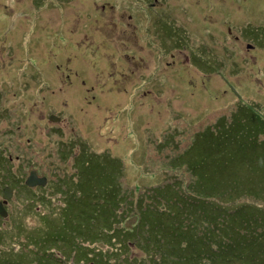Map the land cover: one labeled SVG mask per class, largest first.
<instances>
[{
    "label": "rangeland",
    "instance_id": "374dc122",
    "mask_svg": "<svg viewBox=\"0 0 264 264\" xmlns=\"http://www.w3.org/2000/svg\"><path fill=\"white\" fill-rule=\"evenodd\" d=\"M159 25L172 32L167 42ZM9 43L20 86L8 74L15 95L0 100L1 130L7 129L1 141L13 161L20 157V181L31 173L38 179L73 175L72 157L69 165L42 161L72 139L92 155L105 153L104 176L120 170L122 193L132 200L118 206L120 222H136L121 216L132 215L133 204L156 203L157 190L191 184L176 159L193 140L186 162L197 155L264 182V0H0V47ZM6 63L0 49V84ZM219 121L223 126H215ZM224 153L229 162H222ZM57 196L51 211L70 200L69 194ZM34 198L20 199V219L29 227L42 223ZM112 202L103 208L110 212ZM105 216L90 221L86 233L76 225L82 212L73 214L70 238L53 227L34 241L17 238L20 227L10 233L6 222L0 226V264L17 255L32 264H104L106 258L84 242L107 238L99 237ZM129 245L130 257L141 258L144 252Z\"/></svg>",
    "mask_w": 264,
    "mask_h": 264
},
{
    "label": "trees",
    "instance_id": "16d2710c",
    "mask_svg": "<svg viewBox=\"0 0 264 264\" xmlns=\"http://www.w3.org/2000/svg\"><path fill=\"white\" fill-rule=\"evenodd\" d=\"M259 115L264 122V113ZM215 126L223 125L219 121ZM194 144L195 140L176 159L177 163L183 162L190 172L191 184L185 189L181 181L174 183V187L168 185L157 190L156 203L133 204L134 213L126 212L121 216L122 219L134 217L136 222H120L118 206L132 203L124 196L125 192L122 193L118 179L120 170L114 171V177L104 176L100 167L105 162L101 160V157H106L105 153L92 155L84 146L67 139L64 144L55 145L42 161L48 165L56 159L69 165L72 157L71 167L75 166V172L73 175L69 171L62 172L53 179L47 177V185L35 189L28 187L22 179L20 199L26 202L35 193L34 205L38 208L35 214L42 223L29 227L25 225L26 220L23 222L20 219V222H11L8 231L14 233L13 227L18 226L20 232H16L17 238L33 240L37 236H48L55 227L61 231L63 238H70L71 229L67 224L77 222L71 221L73 214L82 212L81 222H87L89 226L76 225L90 232V221L96 222L103 213L109 217L105 216L102 220L103 231L99 237L106 235L107 238L97 243L85 241L84 248L90 252L97 249L98 254L106 258L104 264H264V191L260 188L264 187V182H256L251 177L248 179L244 177L245 172L241 176L227 165L218 163L217 166L197 155L193 162H186V155L194 151ZM107 157L114 160L109 154ZM230 157L224 153L222 162H229ZM32 160L30 156L26 161ZM36 171L39 172L38 168ZM43 173L40 174L45 176ZM78 190L81 195L77 194ZM61 193L70 195L69 202H66V207L58 203L60 211H51L52 200L60 198L57 195ZM181 197L184 203H180ZM111 198L114 208H110L109 212V208L103 207L110 203ZM52 222L65 223L56 227ZM3 225L5 223L0 222V226ZM24 228L31 232L20 234ZM90 234L95 233H88L86 237ZM129 244L137 247L139 252L141 250L140 253L144 252L141 258L130 257ZM23 258V255H17L5 264H32L31 259L22 262ZM98 264H102L100 260Z\"/></svg>",
    "mask_w": 264,
    "mask_h": 264
},
{
    "label": "flooded vegetation",
    "instance_id": "af4514ba",
    "mask_svg": "<svg viewBox=\"0 0 264 264\" xmlns=\"http://www.w3.org/2000/svg\"><path fill=\"white\" fill-rule=\"evenodd\" d=\"M101 14L103 15L104 11H102ZM152 25L155 26V24L153 23ZM159 26L160 28H158V30L161 31V40L167 42L168 37L172 36V32L167 33L163 26ZM2 41H5V39L2 38ZM162 44L164 45L163 42ZM19 45L20 44H16L17 47H20ZM0 49L4 50L7 58V63L5 65V68L3 69V79L1 80L0 84V87L6 85V90L0 89L1 100L3 96L6 97L10 93L15 95L14 84L13 81H10V79L8 78V74L14 75L15 79L18 80V85L20 86V71L16 72L15 70V66L19 61L14 60L11 56L14 50V45L12 43H9L7 45L5 44L2 45ZM1 60L3 61L4 59ZM6 111L8 112V110ZM3 116L4 113L0 112V205L2 207L1 210L5 213L4 216L0 214V222H2V224L6 222H20V157L19 159H16V161L18 162L16 163L15 161H13L14 159L12 160L11 157L6 154V145L1 141V135L7 131L6 128L1 130L2 126L5 124V122L1 121V117ZM79 225L84 227L89 226L87 225V222L86 224L80 222ZM84 230L87 233V229Z\"/></svg>",
    "mask_w": 264,
    "mask_h": 264
},
{
    "label": "water",
    "instance_id": "95a60500",
    "mask_svg": "<svg viewBox=\"0 0 264 264\" xmlns=\"http://www.w3.org/2000/svg\"><path fill=\"white\" fill-rule=\"evenodd\" d=\"M56 118L54 116H50L49 120L54 121ZM29 179V180H28ZM25 183L28 187H32L31 185H36V186H44L46 184V178H40L38 179L34 173H31L29 178H28ZM5 198V197H4ZM2 207L0 205V214H2L3 216L5 215L4 211L1 210Z\"/></svg>",
    "mask_w": 264,
    "mask_h": 264
}]
</instances>
